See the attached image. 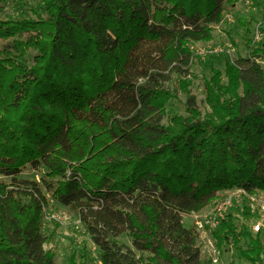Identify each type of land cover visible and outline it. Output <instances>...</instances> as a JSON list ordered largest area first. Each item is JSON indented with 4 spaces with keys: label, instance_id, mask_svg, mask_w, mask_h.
<instances>
[{
    "label": "trees",
    "instance_id": "1",
    "mask_svg": "<svg viewBox=\"0 0 264 264\" xmlns=\"http://www.w3.org/2000/svg\"><path fill=\"white\" fill-rule=\"evenodd\" d=\"M6 1L0 264H55L43 232L51 200L78 216L101 264H203L183 216L220 192H264L262 44L249 41L237 60L223 51L224 69L204 85L207 110L189 82L193 45L212 41L239 0H37L8 18ZM179 92L186 115L169 116ZM32 169L40 181L22 176ZM210 235L219 251L264 264V237L232 213ZM67 264L94 263L84 247Z\"/></svg>",
    "mask_w": 264,
    "mask_h": 264
},
{
    "label": "rangeland",
    "instance_id": "2",
    "mask_svg": "<svg viewBox=\"0 0 264 264\" xmlns=\"http://www.w3.org/2000/svg\"><path fill=\"white\" fill-rule=\"evenodd\" d=\"M26 4L35 5L37 0H7L1 15L6 18L20 14L29 15L31 13ZM249 41L254 47L261 46V44L264 47V0H239L227 13L225 21L216 26L212 41L193 45L195 58L190 65V89L197 96L203 111L207 110L204 103V85L211 76V68L224 69V50L234 60L248 57L250 55ZM257 62L264 67V55L258 57ZM167 86L175 88L177 82L174 80ZM185 100L186 96L179 92V98L171 100L167 106L168 115L185 116ZM22 176L40 181L42 172L32 169L24 171ZM220 195L222 198L233 196L232 206L227 213L234 215L239 226H247L255 234L253 226L257 223L261 224L260 233L264 237L263 191L249 195L231 190V192H220ZM222 198H217V201L206 209L212 208ZM245 209L250 211V217L244 215ZM45 212L43 232L50 236L45 249H50L55 253V264H67L69 258L73 256L79 260L84 247L88 249L90 261L94 264H101L98 247L92 242L87 229L79 223L78 216L71 209L51 200ZM183 222L187 228L196 224L193 214L184 215ZM119 241L134 249L128 236H121ZM197 244L201 250L203 264H230L231 262L250 264L241 259L237 251L230 246H225L222 251H219L209 231L198 230Z\"/></svg>",
    "mask_w": 264,
    "mask_h": 264
},
{
    "label": "built area",
    "instance_id": "3",
    "mask_svg": "<svg viewBox=\"0 0 264 264\" xmlns=\"http://www.w3.org/2000/svg\"><path fill=\"white\" fill-rule=\"evenodd\" d=\"M238 192L246 193L241 189L233 190ZM231 192V191H228ZM233 196H225L217 202L212 208L205 209L199 213H193V217L196 222L197 230L212 231L219 227L222 220L227 216L228 209L232 206ZM60 219V218H59ZM61 220V219H60ZM80 224L81 221H79ZM254 231H261V224L253 226Z\"/></svg>",
    "mask_w": 264,
    "mask_h": 264
}]
</instances>
